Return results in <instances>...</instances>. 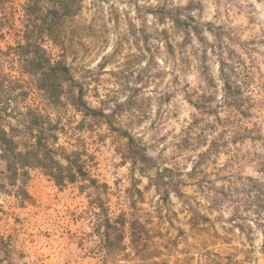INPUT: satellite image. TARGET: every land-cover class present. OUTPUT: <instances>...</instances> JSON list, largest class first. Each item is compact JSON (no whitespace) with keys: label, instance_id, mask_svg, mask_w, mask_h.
I'll return each instance as SVG.
<instances>
[{"label":"rangeland","instance_id":"1","mask_svg":"<svg viewBox=\"0 0 264 264\" xmlns=\"http://www.w3.org/2000/svg\"><path fill=\"white\" fill-rule=\"evenodd\" d=\"M26 1L0 0V128L27 106L50 115L97 183L32 168L11 185L0 159V264H264V0H83L48 43L70 66L60 99L15 53ZM128 134L180 196L163 198Z\"/></svg>","mask_w":264,"mask_h":264},{"label":"trees","instance_id":"2","mask_svg":"<svg viewBox=\"0 0 264 264\" xmlns=\"http://www.w3.org/2000/svg\"><path fill=\"white\" fill-rule=\"evenodd\" d=\"M82 1L27 0L22 5V39L14 47L15 53L20 58L24 71L37 77L38 88L51 99H60L65 93V83L71 79V72L66 57L61 54L54 56L48 43L63 45L62 27L65 20L79 12ZM228 85L230 88V84ZM3 88L0 81V91ZM75 99L74 94L71 104L78 106ZM101 113L104 115L105 112ZM90 115L93 118L92 114ZM20 120L24 123L23 127L10 130L0 128V159L6 167L1 173L9 184L15 185L18 180L28 178L32 168H41L58 185L64 186L78 180L89 181L90 184L97 183L89 169V160L93 159L94 155L84 147L74 146L69 149L60 142L61 133L66 129L64 124L31 106H27L25 111L21 110ZM128 137L136 160L150 167L158 166L146 147L138 144L130 134ZM164 163L158 166L154 185L164 199H169L172 191L180 196L181 187L174 178V167ZM261 168L264 174V164ZM258 193L264 194V185L258 188ZM257 216V226L264 233V217L259 212ZM117 223H110V227L115 228L117 241L121 242L125 237L124 229L121 230L119 225L125 224L119 220ZM1 243L5 244L4 239L0 237V246ZM6 251L8 256L9 252Z\"/></svg>","mask_w":264,"mask_h":264}]
</instances>
